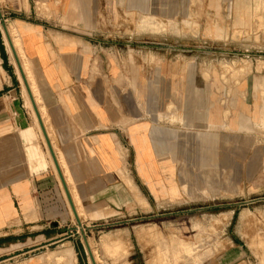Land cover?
Instances as JSON below:
<instances>
[{
  "label": "crops",
  "instance_id": "obj_1",
  "mask_svg": "<svg viewBox=\"0 0 264 264\" xmlns=\"http://www.w3.org/2000/svg\"><path fill=\"white\" fill-rule=\"evenodd\" d=\"M6 4L26 62L10 61L25 81L24 63L34 83L35 73L77 211L80 200L111 217L116 200L129 204L138 195L165 209L191 183L209 200L264 194L263 100L248 98V86L246 97L222 95L203 54H185L173 32L142 30L171 0ZM11 93L0 90V264H49L50 249L67 247L77 259L70 264H80L78 224L53 158ZM135 229H121L133 246ZM200 264L252 261L244 244L230 240L228 250Z\"/></svg>",
  "mask_w": 264,
  "mask_h": 264
},
{
  "label": "rangeland",
  "instance_id": "obj_2",
  "mask_svg": "<svg viewBox=\"0 0 264 264\" xmlns=\"http://www.w3.org/2000/svg\"><path fill=\"white\" fill-rule=\"evenodd\" d=\"M171 1L174 6L162 8V13L155 22L142 23V30L173 32L174 38L182 41L180 48L186 50L185 54L196 53L206 57L204 62L207 69L217 76L222 95L232 98L246 97L245 87L248 86V98H262L264 105V0ZM0 11V52L5 55V58L0 55L3 60L0 69V90L3 89V93L12 90V97L20 98L31 120L40 129L39 133L41 131L49 155L46 138L28 101L30 95L26 83L29 86L31 80L29 66L27 63L23 65L26 82L15 63L10 61V57L12 60L14 58L10 45L12 39L18 42V56L26 62L18 31L13 23L9 22L6 0H0ZM8 19L9 21H6ZM2 20L6 28L2 25ZM196 35L201 38L199 42L189 39L190 36ZM34 81L40 96L35 73ZM30 87L33 93V87ZM38 108L42 111L39 105ZM259 126V142L264 143V106ZM45 128L56 151L47 122ZM183 169L185 168H180L181 172ZM189 169L192 175L194 171L197 173V168ZM213 169L209 167L207 172L211 173ZM194 185L196 183H191V191L185 188V195L183 192L178 193L177 198L171 199L173 204L165 209L157 208L156 201L149 196L146 197L151 207L141 201L140 195L129 204L122 205L121 200H116L115 205L106 213L111 217H104L102 208L93 212L96 210L82 205L79 200L82 228L96 263L144 264V258L151 257L149 260L153 264H200L228 250L230 240H239L248 250L252 264H264V194L209 200L199 196L202 193L198 192L197 188L192 192ZM127 227H136L132 237L134 246L132 242L128 243L122 234L121 229ZM76 235L79 263L93 264L79 226ZM70 248L58 251L50 249L47 262L75 263L77 259Z\"/></svg>",
  "mask_w": 264,
  "mask_h": 264
},
{
  "label": "water",
  "instance_id": "obj_3",
  "mask_svg": "<svg viewBox=\"0 0 264 264\" xmlns=\"http://www.w3.org/2000/svg\"><path fill=\"white\" fill-rule=\"evenodd\" d=\"M0 16H2V15H1V11H0ZM2 25L4 26V28H6V24L3 22V20H2ZM16 58H17V57H16ZM17 60H18V58H17ZM18 62H19V60H18ZM27 86H28V85H27ZM28 90H29V94H30L31 100H32V102H33L34 108L36 109L37 116H38V120H39V122H40V126H41V128H42V131H43V133H44V136H45V138H46V141H47V144H48V148H49V150H50V153H51V156H52V158H53V161H54V163H55V165H56V168H57L58 174H59V176H60V180H61V182H62V184H63V187H64V190H65V193H66V196H67L68 202H69V204H70V207H71V209H72V212L74 213V216H75V218H76L77 224H78V226L81 228V231H82V233H83V238H84V242H85L86 250H87V252H88V254H89L90 258H91L92 263H93V264H97V263H96V260H95V258H94V255H93V253H92V250H91V248H90V245H89V243H88V239H87V237H86V235H85V233H84V228H82V221H81V219H80V217H79V215H78V212H77V210H76V206H75L74 201H73V199H72V196H71V193H70L69 187H68V185H67V183H66V181H65V179H64V176H63V174H62V171H61V168H60V165H59V162H58V159H57L56 153H55V151H54V149H53V147H52V144H51V142H50V140H49V137H48V135H47V132H46L45 127H44V124H43V122H42V120H41V117H40L39 112H38V110H37V106H36L35 100H34V98H33V96H32V93H31L29 87H28Z\"/></svg>",
  "mask_w": 264,
  "mask_h": 264
},
{
  "label": "bare ground",
  "instance_id": "obj_4",
  "mask_svg": "<svg viewBox=\"0 0 264 264\" xmlns=\"http://www.w3.org/2000/svg\"><path fill=\"white\" fill-rule=\"evenodd\" d=\"M240 19V18H239ZM11 30H12V27H11ZM8 32H9V34H10V29L8 30ZM8 32L6 31V34L8 35ZM68 39V38H67ZM17 44H18V42L17 41H15L14 42V40H12V41H10V45H11V48H12V53H13V55L15 56V57H17L18 58V55H17V53H18V50H17ZM17 51V52H16ZM19 54H20V52H19ZM21 55V54H20ZM24 69V68H23ZM24 73H25V70H24ZM30 73V78H31V80L29 81V86H27V87H30V84H31V87L30 88H32L33 87V93H32V96H33V98H34V100H35V103H36V106H37V110H38V112H39V115H40V117H41V120H42V122H43V124H44V127H45V124H46V122H47V120H46V118H45V112H44V108L42 107V106H40V104H39V102H40V97H39V92H38V89H37V87H36V85H35V83L33 82V78H32V73H31V71L29 72ZM28 80V79H27ZM26 85H28V83H26ZM30 95V94H29ZM29 102H30V104H31V106H32V109H33V112H34V114H35V118H36V121H37V123L39 124V126H40V122H39V120H38V116H37V112H36V109L34 108V105H33V102H32V100H31V97H30V100H29ZM38 105H39V107L40 108H42L41 110L42 111H40V109L38 108ZM40 128H41V126H40ZM42 129V128H41ZM45 130H46V128H45ZM47 132V131H46ZM48 135V134H47ZM50 140V139H49ZM47 142V141H46ZM51 142V141H50ZM52 144V143H51ZM48 145V144H47ZM53 147V146H52ZM54 149V148H53ZM50 151V150H49ZM55 151V150H54ZM51 154V153H50ZM57 156V155H56ZM58 159V158H57ZM58 162H59V160H58ZM55 164V163H54ZM59 165H61V163H59ZM55 167H56V165H55ZM60 168H61V171H62V167L60 166ZM56 170H57V168H56ZM57 173H58V171H57ZM62 174H63V176H64V179H65V174L63 173V171H62ZM59 175V174H58ZM59 178H60V176H59ZM61 181V180H60ZM65 181H66V179H65ZM62 183V182H61ZM67 183V182H66ZM68 185V184H67ZM62 186H63V184H62ZM64 188V187H63ZM65 191V190H64ZM66 194V193H65ZM72 199H73V197H72ZM74 201V200H73ZM75 204V203H74ZM77 210V209H76ZM78 212V215H79V217H80V212L79 211H77ZM74 214V213H73ZM71 249V248H70Z\"/></svg>",
  "mask_w": 264,
  "mask_h": 264
},
{
  "label": "built area",
  "instance_id": "obj_5",
  "mask_svg": "<svg viewBox=\"0 0 264 264\" xmlns=\"http://www.w3.org/2000/svg\"><path fill=\"white\" fill-rule=\"evenodd\" d=\"M0 69H2V60L1 59H0Z\"/></svg>",
  "mask_w": 264,
  "mask_h": 264
}]
</instances>
